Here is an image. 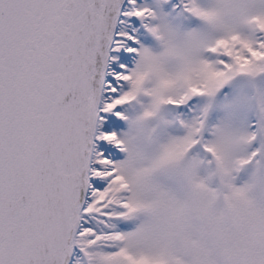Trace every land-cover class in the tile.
Returning <instances> with one entry per match:
<instances>
[{"label": "rangeland", "instance_id": "obj_1", "mask_svg": "<svg viewBox=\"0 0 264 264\" xmlns=\"http://www.w3.org/2000/svg\"><path fill=\"white\" fill-rule=\"evenodd\" d=\"M89 179L70 264H264V0H126Z\"/></svg>", "mask_w": 264, "mask_h": 264}, {"label": "water", "instance_id": "obj_2", "mask_svg": "<svg viewBox=\"0 0 264 264\" xmlns=\"http://www.w3.org/2000/svg\"><path fill=\"white\" fill-rule=\"evenodd\" d=\"M126 0H0V264H70Z\"/></svg>", "mask_w": 264, "mask_h": 264}, {"label": "flooded vegetation", "instance_id": "obj_3", "mask_svg": "<svg viewBox=\"0 0 264 264\" xmlns=\"http://www.w3.org/2000/svg\"><path fill=\"white\" fill-rule=\"evenodd\" d=\"M90 184H91V181H90V179H89V181H88V186H90ZM126 193H127V191H125L124 192V194L125 195H123V198H122V201H124V203L122 204H120L121 206L123 205L124 207H126ZM89 199H91V194L90 193H88L87 192V195H86V200H89ZM85 200V201H86ZM86 208H85V203H84V205H83V208H82V211H81V213L82 212H84V214H85V212L87 211V210H85ZM87 213V212H86ZM93 214H95V215H97V216H100V217H102V216H104V217H107V218H112V219H115V220H118V219H121V217H122V215L120 214V213H112L111 215H108V216H106V215H104L102 212H100L99 210H94V213ZM121 224L123 225V226H125V227H127L129 224H128V222H127V220H124L123 222H121ZM79 229V228H78ZM85 247V246H84ZM94 250L96 249V247H94L93 248ZM92 249V250H93Z\"/></svg>", "mask_w": 264, "mask_h": 264}, {"label": "trees", "instance_id": "obj_4", "mask_svg": "<svg viewBox=\"0 0 264 264\" xmlns=\"http://www.w3.org/2000/svg\"><path fill=\"white\" fill-rule=\"evenodd\" d=\"M93 248V246H86L84 247V250H86L87 252H91Z\"/></svg>", "mask_w": 264, "mask_h": 264}]
</instances>
